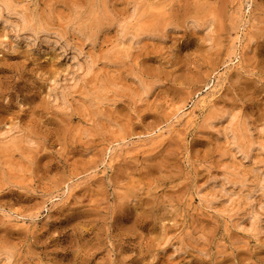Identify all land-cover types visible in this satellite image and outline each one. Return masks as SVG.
I'll use <instances>...</instances> for the list:
<instances>
[{
    "label": "rangeland",
    "instance_id": "rangeland-1",
    "mask_svg": "<svg viewBox=\"0 0 264 264\" xmlns=\"http://www.w3.org/2000/svg\"><path fill=\"white\" fill-rule=\"evenodd\" d=\"M3 2L0 264H264V0Z\"/></svg>",
    "mask_w": 264,
    "mask_h": 264
},
{
    "label": "bare ground",
    "instance_id": "bare-ground-1",
    "mask_svg": "<svg viewBox=\"0 0 264 264\" xmlns=\"http://www.w3.org/2000/svg\"><path fill=\"white\" fill-rule=\"evenodd\" d=\"M4 1H5V0H4ZM7 1H9V0H6V2H3V3H7ZM10 2H12V1H10ZM11 4L14 6L13 2H12V3H9V5L12 7ZM5 5L7 6V4H5ZM10 6H9V7L7 6V7H8L9 9L12 10V8H10ZM13 8H14V7H13ZM14 9H16V8H14ZM33 20H34V18H33ZM29 21H30V20H29ZM29 21H27V22L29 23ZM28 25H29L28 27H30V24H28ZM35 25H36V24H35ZM31 27H33V25H32ZM31 27H30V28H31ZM136 28H137V27H136ZM138 28H139V27H138ZM137 30H138V29H137Z\"/></svg>",
    "mask_w": 264,
    "mask_h": 264
}]
</instances>
